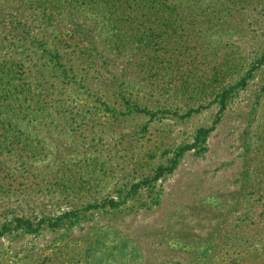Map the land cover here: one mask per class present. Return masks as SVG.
Wrapping results in <instances>:
<instances>
[{"label":"rangeland","instance_id":"obj_1","mask_svg":"<svg viewBox=\"0 0 264 264\" xmlns=\"http://www.w3.org/2000/svg\"><path fill=\"white\" fill-rule=\"evenodd\" d=\"M0 264H264V0H0Z\"/></svg>","mask_w":264,"mask_h":264}]
</instances>
